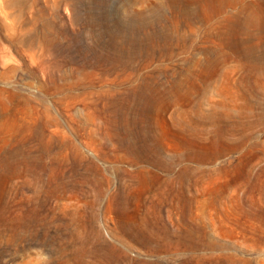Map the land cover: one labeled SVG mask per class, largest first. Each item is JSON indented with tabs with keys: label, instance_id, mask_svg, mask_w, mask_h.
Wrapping results in <instances>:
<instances>
[{
	"label": "rangeland",
	"instance_id": "374dc122",
	"mask_svg": "<svg viewBox=\"0 0 264 264\" xmlns=\"http://www.w3.org/2000/svg\"><path fill=\"white\" fill-rule=\"evenodd\" d=\"M181 1L0 0V264H64L75 210L133 264H264V0Z\"/></svg>",
	"mask_w": 264,
	"mask_h": 264
},
{
	"label": "bare ground",
	"instance_id": "6f19581e",
	"mask_svg": "<svg viewBox=\"0 0 264 264\" xmlns=\"http://www.w3.org/2000/svg\"><path fill=\"white\" fill-rule=\"evenodd\" d=\"M198 1L199 0H182L179 4V7L182 6V9L185 10V5L195 4V6H197ZM217 8H219V10H223V6L221 7V5H216V9ZM80 196L82 195L80 194ZM116 209L117 208L114 209L113 207L109 206V210L111 211ZM82 216V213H80L78 210H75L65 219H60L61 224L59 228V234H63L65 230H68V236L71 237L72 240L70 245L71 258H67L64 261V264L135 263V261L127 259L123 255V244H113L106 242L100 237L95 225H87L83 223ZM136 218H138V216H136ZM17 227L18 226L7 227L6 229L11 232V236H17L20 233V230H18ZM116 233L122 238H126L138 243L149 252L169 251L173 248L179 249L181 247L192 252L200 249L213 250L216 248L215 243L210 239L207 231L204 228L201 229L199 227H194L187 232L176 234L169 231L166 226L157 229L150 225L148 221L143 219L142 222H138L136 220L121 222ZM255 241L262 243L260 239H256ZM67 249L68 247L64 245L61 246L59 251L61 254H65ZM87 259H90V261L86 262ZM139 264L159 263L142 260L139 262Z\"/></svg>",
	"mask_w": 264,
	"mask_h": 264
}]
</instances>
